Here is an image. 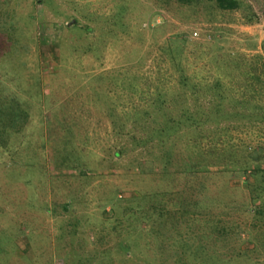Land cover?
<instances>
[{"label":"rangeland","instance_id":"1","mask_svg":"<svg viewBox=\"0 0 264 264\" xmlns=\"http://www.w3.org/2000/svg\"><path fill=\"white\" fill-rule=\"evenodd\" d=\"M242 5L0 0V55L11 48L0 86L29 113L0 151V264H264V173H250L264 156L243 163L264 149L262 121H229L237 165H208L187 126L172 135L170 161L169 142L149 141L160 80L168 96L178 91L166 69L173 35L212 51L189 52L191 77L214 57L264 54V0ZM250 12L258 22L244 20ZM122 79L148 87L134 93ZM257 98L264 105V88Z\"/></svg>","mask_w":264,"mask_h":264},{"label":"trees","instance_id":"2","mask_svg":"<svg viewBox=\"0 0 264 264\" xmlns=\"http://www.w3.org/2000/svg\"><path fill=\"white\" fill-rule=\"evenodd\" d=\"M162 1L166 4L174 2L181 6H195L196 4L201 3L211 4L213 7L216 6L220 11L225 12L240 11L243 7L242 0ZM244 20L249 24H254L255 22H258V16L250 12L244 16ZM216 39L218 40L222 38ZM201 47H204V43L188 41L184 34L173 35L171 37L168 46L170 60L166 69L167 71L173 70L179 74V76L171 79H174L175 84L178 86V91L182 90V92L180 93L177 91L172 97L168 96L165 89V85H167L165 79H162V77L157 79V83L160 79L162 80H160V84L154 91L153 96L155 97L152 100H149V105L154 106L155 108L153 114H150L154 115V119H151L154 122H152V125L150 123L149 126V129L151 130L149 141H157L162 147L169 142L167 144V149L169 148V150L164 152L163 157L170 161L172 158V151H170V149H174L175 141L177 140L172 137L178 133L177 131H179L182 126H187L185 129L193 130V134L195 132L198 133V136L195 135L191 140L195 141L196 144L199 143L202 147V149H199L200 151H198V156L201 159L203 158L204 160H207L209 162L208 165H237L238 158L234 154L236 152L235 147L233 145H226L229 141H232L230 140V138L232 139V131L237 129L239 125L231 124L229 121L248 119L247 122L251 124L255 119H260L262 122H259V124L263 123L264 125V105H256L254 103L258 100V94L263 93L264 54H256L251 59H247L244 55L235 57L236 54L223 55L221 56L223 59L214 57L208 64V67L202 65L197 68L202 73L205 71V76L198 75V77H191L189 75L191 66H188L187 63V56L190 54L189 52L193 50L195 54L200 50L199 54L205 56L212 53L210 49ZM207 49L208 51H206ZM10 50L11 48L9 50L4 49L0 58H3L7 54L9 55ZM183 58H185L186 61H184ZM160 68L161 67L159 66V69ZM163 69L164 67L162 70ZM214 70L216 71V74L214 75L216 77L212 78L209 74H213ZM208 75L210 77H208ZM5 76L8 77L7 75ZM15 78L16 76L11 78L8 77L9 82L12 83ZM121 82L127 84V88L130 91L135 89L134 93L137 91L143 92V90L148 87L143 83L144 86L146 85V88L142 87L143 89L138 88L139 90H136L135 87L138 84V79L127 82H124L123 80ZM112 99L111 101H114ZM179 101H181V109L177 110V116L168 113V117L163 119L161 126H156V124L158 125L157 118L161 115L164 117V112L174 109V105ZM190 101H192V103H190ZM138 113L139 112H137V114ZM28 120L29 113L27 110L22 108L20 103L16 101V98L12 95H8L0 86V151L3 150L4 153L10 151L8 146L11 144V134L21 133L23 128L26 127ZM223 122H226L225 126L219 128ZM211 124H213V126ZM207 125H209L211 129H208V127H206ZM119 131L117 132L118 134ZM173 133H175L174 136H172ZM226 137L230 138L226 139ZM205 141H209L210 146L203 145V142ZM226 150L232 152L227 155L228 152ZM262 150L264 149L259 146L247 150V152L244 153L245 162L243 163H257L255 161L257 160V157L261 159V157L264 156V151ZM115 154L120 156L121 152L116 151ZM198 165V167H201L202 161ZM260 172L264 173V168L255 167L250 170L251 176L255 177L256 181L259 180L257 179V175ZM242 173L246 174L248 173V170L246 169ZM262 186H264V183ZM262 190H264V188H262ZM260 197L261 194L258 193V196H256L255 199H259ZM250 211L255 212L256 214L260 213V205L258 204L257 206H254L249 212ZM197 220H200V218ZM33 236H31L32 239Z\"/></svg>","mask_w":264,"mask_h":264}]
</instances>
